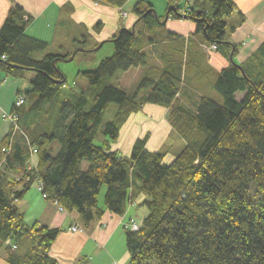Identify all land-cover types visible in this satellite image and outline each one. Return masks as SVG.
<instances>
[{"label":"trees","instance_id":"16d2710c","mask_svg":"<svg viewBox=\"0 0 264 264\" xmlns=\"http://www.w3.org/2000/svg\"><path fill=\"white\" fill-rule=\"evenodd\" d=\"M103 1L124 8L128 0ZM167 1L168 9L175 5L179 15L187 10L182 16L195 23V33L232 59L212 86L221 102L202 96L195 110L172 111L187 146L171 162L146 147L148 135L134 142L128 158L111 149V142H118L122 125L143 103L174 105L184 81L179 65L154 69L130 95L109 83L119 72L150 62L137 48L136 33L121 27L109 41L114 55L95 70L78 73L87 80L92 97L84 92L69 94L50 130L31 135L26 126L31 112H40L44 104L60 98L67 78L59 63L75 53L36 59L34 53L45 51L48 43L27 36L31 16L22 6L9 10L0 28V66L8 74L32 71L36 76L32 89L24 94L27 102L19 122L38 154L35 168L30 169L31 152L24 135L12 131L0 142V249L8 251V263L58 264L48 254L62 229L39 223L29 226L16 205L41 181L49 199L68 212L76 211L87 228L106 211L124 215L129 204L146 196L143 205L150 213L138 230L126 229L129 264H264V43L251 68L236 64L239 46L228 41L226 20L238 10L234 0H195L186 6ZM154 10L145 0L133 7L136 17H143L139 22L160 26L166 16L157 18ZM112 104L118 110L107 122ZM100 130L107 139L97 146ZM56 142L59 149L54 155ZM18 184L21 190L16 189ZM102 188H106L103 207ZM27 238L28 252L17 254L18 245ZM9 241L16 250L6 245Z\"/></svg>","mask_w":264,"mask_h":264},{"label":"crops","instance_id":"0c3cea01","mask_svg":"<svg viewBox=\"0 0 264 264\" xmlns=\"http://www.w3.org/2000/svg\"><path fill=\"white\" fill-rule=\"evenodd\" d=\"M137 1L128 0L124 8H120L109 5L103 0H0V28L9 10L19 4L27 17L31 16L25 31L27 36L48 43L45 51L34 53L36 59L42 60L43 57L52 53L63 55L79 51L74 59L79 57V54H84V56L93 55L96 61L99 50L107 42L112 44L109 42L110 39L121 27L133 29L132 27L138 21V17L133 13L134 4ZM145 1L154 5L157 13L159 11L166 13L163 11L168 3L167 0ZM194 1L180 0L178 4L192 5ZM234 2L238 10L226 19L228 41L232 45L239 46L235 63L251 68L253 62L258 59L259 49L264 43V0H234ZM123 13L127 16L124 17ZM240 14L244 16L243 19ZM163 15L159 16L164 17ZM135 28L137 46L140 44L136 47L148 55L150 62L146 67L130 69L124 74H129L132 70L143 71L151 68L162 70L168 66L179 65L183 72V80L187 78L188 81H192L193 77L200 78L208 80L212 87L219 73L231 65L232 59L225 57L217 49L214 50L211 44L205 42L203 36L195 33V23L184 17L177 18L171 15L170 19L160 26L138 22ZM102 57H97L98 64L104 59ZM190 73L192 75L187 77ZM195 74L200 76L196 77ZM35 77V74L26 77L24 71L8 74L0 66V142L12 132L11 124L4 119V114L11 113L19 95L26 94L32 89V80ZM82 85H84L83 89L89 86L85 82ZM76 92L73 91V93ZM142 120H145L143 115L134 114L130 124H136ZM124 137L126 139L133 137L132 144L128 146L129 154L134 142L142 139L135 136L133 131L131 134L129 131V134ZM122 138L120 134L118 141ZM151 140L152 138L146 145L149 150ZM112 144L111 142V149L116 150L115 143ZM174 159L175 156L172 160ZM36 160L35 157L34 163ZM15 175L21 178L20 174ZM34 186L25 192L23 198L16 201V205L24 214L26 224L29 226L39 223L48 228L62 229L58 239L50 247L49 257L56 260L58 264L130 263L131 257L126 245V225L131 221L142 225L143 220L150 213L147 206L143 205L146 196L141 195L135 202L129 204L124 215L106 211L101 219L95 220L87 228L76 211H61L60 205L45 199L37 186ZM22 188L20 184L16 186L18 190ZM105 190L106 188L104 192ZM103 206L104 203L101 207ZM72 225L83 227L82 232H72L70 230ZM29 244L30 239H25L23 244L18 245L17 254L24 256L28 252L25 246ZM8 255V251L0 249V264H10L7 262Z\"/></svg>","mask_w":264,"mask_h":264},{"label":"rangeland","instance_id":"374dc122","mask_svg":"<svg viewBox=\"0 0 264 264\" xmlns=\"http://www.w3.org/2000/svg\"><path fill=\"white\" fill-rule=\"evenodd\" d=\"M168 6V3H166V7L164 9L165 11L163 12L167 11ZM155 11L157 10L155 9ZM157 14L158 16L164 14L163 16L165 17L166 13H162L161 11H159ZM101 53H103V55ZM114 53V46L107 42L106 45L99 50V54L97 57L100 58L101 56H103L104 59H106L107 57H111L112 55H114ZM78 56L79 57L74 59V61L59 63L60 71L67 78V83L65 84L67 87H64L60 94V98L56 103L53 104L51 102L44 104L40 112H38L36 109L31 112V115L29 116L30 121L28 122V124H26V126L30 128L29 131L31 135H33L32 132L34 131L43 133L45 130H50V127L56 121L58 115L64 108L63 106L66 102L69 101V94H72L73 91H77L79 93V91H81L82 89L86 95L92 97L90 86L83 89L84 85H82V83L85 82L88 84L87 80L83 79L82 77H78V73L86 70H95L104 59H102L98 64L97 57L96 61H94L95 57L93 55L84 56V54H79ZM24 72L26 77L27 75H34L33 72ZM124 73L125 72H119L113 79L110 80L109 83L122 88L127 94L130 95L135 92L140 84V80L143 77L155 72L151 68L149 70L145 69L143 71L132 70L129 74ZM191 75L192 74L190 73L187 77ZM198 76H200V74L196 75V77ZM179 91L180 93L178 94L174 105L171 107H159L153 104L151 105L141 103V109L131 114L130 118L122 125L120 134L123 138L118 142H112V145H114L115 143V148L121 155L126 158L129 157L130 154L128 146L132 144L133 137H128L126 139L124 136L128 135L129 131L130 134L133 131V134H135V136H139L142 139L146 135L149 136V140L152 138L149 144L150 151L163 153L165 156V160L170 162L173 159V156H176L177 153H179L187 146L183 135L180 133L179 127L181 126V124L178 123L177 119L173 120L172 111L178 107H186L191 110H195L196 105L200 102L199 100L202 96H210L216 101H222L219 95L216 94L214 90H212L211 83L208 80H202L200 78L194 79L193 77L192 81H188L187 78H185L180 86ZM27 107L31 110L32 102L28 103ZM117 110V105L112 104L106 114L107 122L109 120H114ZM134 114L139 116L143 115L145 120L138 121L136 124L131 125L130 119ZM104 140L105 138L103 132L102 130H100L98 136L96 137L95 144L97 146H100L103 144ZM58 149L59 144L56 142L53 146L54 155H56ZM34 188L36 187L34 186ZM104 196L105 192L104 188H102L99 198L100 206L103 205ZM153 264H156V262H153Z\"/></svg>","mask_w":264,"mask_h":264},{"label":"built area","instance_id":"2783aa9c","mask_svg":"<svg viewBox=\"0 0 264 264\" xmlns=\"http://www.w3.org/2000/svg\"><path fill=\"white\" fill-rule=\"evenodd\" d=\"M170 1V0H169ZM174 4H177L180 2V0H171ZM182 15L186 16L188 14V11L187 10H184L182 9L181 10V13ZM124 17L127 16L126 13H123ZM212 48L215 50L217 49V46L216 45H211ZM18 99L16 100V102L14 103L13 105V110L11 111V113H6L4 114V119L6 121H9L10 124H11V131H13L14 133H18V134H21V135H24L26 141L29 142V148H30V152H31V159H30V169H33L35 168L36 166V163H34V158L36 157V155L38 154V149L34 146H32L31 144V141H29L28 139V136L24 133V131L21 130L20 128V122H19V117H20V111L22 110V107L26 104L27 102V98L25 97L24 94H21L17 97ZM37 186L38 190L40 191L41 195H43V197L45 199H49V195H47L45 192H44V184H42L41 181H36V183L34 184ZM60 210L61 211H66L61 205H60ZM139 224L137 223H134V222H130V223H127L126 225V228L127 229H130L131 231H136L139 229ZM72 232H82L83 230V227H80L78 225H72L71 226V229H70ZM8 244L11 245V249L12 251L16 250L17 247L16 245L14 244H11V241L8 242Z\"/></svg>","mask_w":264,"mask_h":264},{"label":"water","instance_id":"95a60500","mask_svg":"<svg viewBox=\"0 0 264 264\" xmlns=\"http://www.w3.org/2000/svg\"><path fill=\"white\" fill-rule=\"evenodd\" d=\"M171 13H173L174 15H176L177 17H179V18H181V17H183L182 15H179L178 14V12H177V7L175 6V5H172V6H170V8L168 9V12L165 14V21L164 22H162V24H164V23H166L169 19H170V14ZM154 15L155 16H157V14H156V11L154 10ZM157 18H158V16H157ZM143 19V17H141V18H139L138 19V22L139 21H141ZM137 22V23H138ZM135 26H136V24L132 27L133 29H132V34L134 35L135 33H136V28H135ZM121 32V31H120ZM75 56H76V53L74 54V56L69 60V61H66V62H71V61H73L74 60V58H75ZM64 82H65V80H64ZM63 82V83H64Z\"/></svg>","mask_w":264,"mask_h":264}]
</instances>
